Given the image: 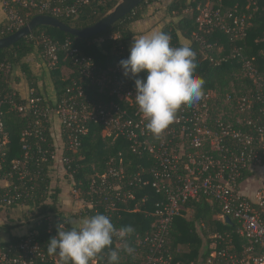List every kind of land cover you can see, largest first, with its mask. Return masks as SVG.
<instances>
[{"label": "built area", "instance_id": "obj_1", "mask_svg": "<svg viewBox=\"0 0 264 264\" xmlns=\"http://www.w3.org/2000/svg\"><path fill=\"white\" fill-rule=\"evenodd\" d=\"M95 1L74 0L73 4L63 6L53 0H6L3 1L6 30L14 34L28 24L18 9L74 19ZM216 1V4L208 2L198 8L195 23L202 35L195 33V40L200 43L205 59L217 64L237 59L247 80V89L227 92L223 105L218 104L215 91L204 90L202 100L191 107L182 106L176 120L158 139L145 128L146 121L134 99V80L124 77L119 67V61L129 56L123 44H119L114 65L102 70L92 57L74 47L70 39L60 44L45 34L32 36L42 46L41 59L48 71L56 68L63 54L77 66L83 79L111 100L88 94L83 81L74 82L64 97L53 104L31 89L28 98L15 109L34 119L32 130L24 136L37 139V158L34 160L27 151L23 160L12 162V170L19 174V184L2 204L11 207L30 197L27 186L30 161H34L37 170L49 164L50 176L58 167L68 174L72 159L80 154L91 127L100 126L103 138L123 141L132 154L148 162L136 172H127L120 152V158L108 161L105 172H96L89 178L85 193L71 176L72 195L81 202L77 212L80 218L102 213L115 224L123 212L139 211V205L149 200L147 194L138 199L139 193L151 189L160 200L155 204L150 230L135 238L134 253L140 259L139 264H173L176 255L168 243L174 219L188 202L199 203L206 198L219 208L218 220L226 224L229 218L235 230L216 233L211 238L207 256L198 264H264V180L262 186L249 195L246 193L248 178L243 179L246 173L254 175L257 169H264V76L255 58L244 56L239 46L252 26L253 15L248 11L251 6L258 11L259 5L252 0L243 11L239 5L225 10L223 0ZM214 33L228 39L229 50L218 41H206L205 36ZM214 50L216 59L209 55ZM4 102L0 99V172L5 166V147L9 143L2 122ZM55 119L60 126L62 144L55 143L51 150L43 146L47 142L44 131L50 128L54 134ZM132 203H135L134 210L129 207ZM50 218L47 220L52 227ZM235 235L247 241L241 251L235 249ZM125 240L114 239L113 245L121 247L127 243ZM103 255V260L97 258L91 264H106L107 254ZM47 260L32 232L17 245L0 248V264H45Z\"/></svg>", "mask_w": 264, "mask_h": 264}, {"label": "trees", "instance_id": "obj_2", "mask_svg": "<svg viewBox=\"0 0 264 264\" xmlns=\"http://www.w3.org/2000/svg\"><path fill=\"white\" fill-rule=\"evenodd\" d=\"M6 1V0H0ZM58 5H71L74 0H53ZM252 0H223V8L231 9L236 5L243 10ZM259 5V10L254 11V6H251L248 11L253 15L252 26L247 32L244 41L239 44L242 48L243 55L248 58H255L256 64L259 66L261 74L264 76V0H256ZM217 3L216 0H174L168 7V13L178 20L169 25L165 33L171 38L170 45L179 47L183 44H190L197 53L198 67L196 73L205 80L204 90L215 91L218 94V104L223 105L222 100L227 92L237 90L245 91L247 80L243 78L240 63L237 59H232L228 62L217 64L210 59H205L201 55L200 43L195 40L194 34L199 33L196 26V17L199 14L198 8L203 7L206 3ZM120 3L119 0H97L83 9V13L77 18H58L68 26L76 29H85L97 23L99 20L107 16ZM152 0H147L137 6L131 13L120 19L103 33L90 39H81L61 32L59 29L52 27H39L35 29L29 37L19 41L18 43L4 49H0V99L5 100L2 104V122L4 131L8 136L9 143L6 145L5 166L0 172V180H5L9 183L8 187L0 186V209L5 208L2 200L12 195L14 186L19 184V174L12 170V162L15 160H23L26 152L29 151L35 160L37 158L35 137L24 136V134L33 128L34 119L28 114H23L15 109L17 104L23 103L24 100L17 97V94L11 88L9 79L14 67H20L27 76L30 88L35 91L37 96H40L46 102L53 104L64 97L68 88L74 82L85 84L88 94L111 100L107 94L100 93L99 88L91 84L88 80L83 79L80 72L71 60L66 59L61 54V59L55 69L48 71L51 83L55 90V98L46 97L40 90L38 78L33 76L29 66L23 63V60L34 52L42 51V46L33 40L32 36L45 34L54 42L60 44L65 40L70 39L74 42V47L78 48L83 54L92 57L97 65L102 70H107L114 65L116 60V51L119 44H123L127 50L128 42L131 41L135 34L131 31L132 23L140 21L143 13L150 5ZM29 23L37 13L28 10L18 9ZM7 26L0 27V39L6 38L11 34L7 32ZM202 35V34H201ZM118 39H115V37ZM207 42L214 43L216 41L222 43L228 50V39L219 33H214L205 36ZM209 55L217 58L216 50L210 51ZM69 72L70 74L66 73ZM146 73H141L139 78H144ZM245 87V88H244ZM102 127H91L89 135L84 138L80 154L74 159L68 170V176L73 177V180L78 187L82 188L83 193L86 192L89 178L96 172L103 173L107 168V163L111 158H120L119 153L122 152L124 166L127 172H136L142 166H147L146 159H141L132 154L127 145L123 141L113 142L111 139L103 138L101 135ZM47 142L44 147H54L55 139L50 132V128L44 131ZM27 147V148H25ZM28 149V150H27ZM34 162V161H33ZM32 161L27 165L30 176L27 178V186L30 197L26 201L16 202V204L7 208H16L20 205L28 207L35 218L29 224L28 233L32 232L36 235L37 241L40 243L48 260L45 264H60L58 256L49 255L46 250V244L49 238L56 234V226L59 223H65L62 213L59 208L60 189H52V178L49 175V164L42 166L40 170L36 169V165ZM68 168V166H67ZM251 175L246 173L243 179L249 178ZM29 178H32L29 181ZM71 179V178H70ZM147 194L149 200L145 204L139 205V211L123 212L119 220H115L117 229L131 225L135 232L131 237L126 238L127 243L121 247L113 249L119 250V264H139L140 259L135 256V253L129 255L124 251L126 246H131L135 250L134 241L137 235H145L149 230L154 220L152 214L155 211V204L160 198L151 189H145L138 195V199ZM130 209L134 210L135 203L129 205ZM188 213L192 214L190 218ZM216 214H220L219 208L203 198L201 202H188L183 206V209L174 219L168 246L175 253V261L173 264H198L199 260L205 258L209 252V246L212 240L208 238L206 228H210L211 232L225 233L234 231L232 224H224L216 218ZM55 216L56 221L50 226L47 218ZM71 227V225H69ZM10 226H3L0 230L8 234V239L0 242V248L17 245L22 239L26 238L27 234L15 236L10 232ZM204 237L207 241H204ZM247 241L235 235L234 246L237 251H241ZM107 254V249L105 250ZM57 261V262H56Z\"/></svg>", "mask_w": 264, "mask_h": 264}, {"label": "clouds", "instance_id": "obj_3", "mask_svg": "<svg viewBox=\"0 0 264 264\" xmlns=\"http://www.w3.org/2000/svg\"><path fill=\"white\" fill-rule=\"evenodd\" d=\"M129 56L119 61L124 77L134 80L135 103L145 128L154 139L161 137L172 124L182 106H193L204 96L205 80L196 73L197 53L190 44L170 45L169 34L158 31L133 39ZM146 73L141 79L140 74ZM67 220L56 226V234L46 244L49 255L59 257L60 264H91L99 258L106 264H119V250L111 246L114 239L125 240L135 229L131 225L119 229L102 213L77 222ZM131 255L135 249L126 246Z\"/></svg>", "mask_w": 264, "mask_h": 264}, {"label": "crops", "instance_id": "obj_4", "mask_svg": "<svg viewBox=\"0 0 264 264\" xmlns=\"http://www.w3.org/2000/svg\"><path fill=\"white\" fill-rule=\"evenodd\" d=\"M173 1V0H172ZM168 7V6H167ZM177 21V18L172 17L168 10H166V5L161 6L160 3H152L151 5H148L147 9L143 13L142 19L140 21L134 22L131 24L130 29L135 34V37L133 39L139 38L141 35H148L153 32L163 31L167 29V27ZM7 24V14L4 10L3 1H0V27L5 26ZM128 42V48H130V45L133 41ZM23 63L27 64L29 66L33 76L38 78L39 87L41 92L48 98L53 99L55 98V90L53 87V83H51L48 70L46 66L43 64L41 59L40 52L36 51L33 54L28 55L24 60ZM9 84L11 88L14 90V92L17 94V97H19L22 100H26L30 93V84L28 82L27 76L24 74V72L21 70L20 67H14L12 74L9 79ZM57 120L53 121V133L55 134L57 131L60 133V128ZM55 137V136H54ZM61 141V139H60ZM57 143V142H56ZM62 143H58V146H61ZM264 169H257L254 172V175L258 173L256 177L254 175H251L248 180H246V185L248 189L246 190V193L249 195H252L255 190L260 188L263 184L264 180ZM254 178L255 180H251ZM254 181L255 184H258V187L255 189H251L248 186V182ZM9 183L5 180H0V186L6 187ZM59 188L61 190V193L59 194V203L61 210L64 211L65 208H71L72 206L68 203L69 196H67L66 190L68 189L71 191L70 184L68 186H64L59 184ZM68 191V190H67ZM24 206V205H22ZM20 207V206H19ZM26 207V206H25ZM17 208V207H16ZM9 211V212H6ZM29 211V209H28ZM16 210H10V209H0V228L3 226H10V232L11 234L15 236L25 235L28 233L29 230V224L30 222H33V220L28 219V223L25 222H14L11 219L15 217ZM78 212V211H77ZM75 212V214L71 217V215L67 214L68 212L63 215L65 218V221L72 220L73 224L71 226H76L77 222H82L84 219L80 218L78 213ZM4 213H7L6 215ZM218 215L216 214V218L218 219ZM8 234L2 230H0V242L5 241L8 239Z\"/></svg>", "mask_w": 264, "mask_h": 264}, {"label": "water", "instance_id": "obj_5", "mask_svg": "<svg viewBox=\"0 0 264 264\" xmlns=\"http://www.w3.org/2000/svg\"><path fill=\"white\" fill-rule=\"evenodd\" d=\"M120 3L103 19L99 20L94 25L85 29H76L68 26L58 18L49 15L35 16L25 27L18 30L10 36L0 39V49L8 48L19 41L26 39L30 34L39 27H52L59 29L61 32L70 34L76 38L90 39L103 33L120 19L131 13L137 6L147 0H119ZM226 224H232L229 218L225 220Z\"/></svg>", "mask_w": 264, "mask_h": 264}, {"label": "rangeland", "instance_id": "obj_6", "mask_svg": "<svg viewBox=\"0 0 264 264\" xmlns=\"http://www.w3.org/2000/svg\"><path fill=\"white\" fill-rule=\"evenodd\" d=\"M174 1V0H173ZM172 0H159V1H152L153 3H160V5L162 6H165L166 5V10H168V7H169V5L173 2ZM152 4V3H151ZM150 4V5H151ZM168 6V7H167ZM178 20V19H177ZM67 74H70L69 72H67L66 73V75ZM245 88V87H244ZM247 88H245V89H243V90H246ZM235 91H237V90H235ZM53 136H55L54 137V139H55V143L58 145V143L60 142L61 143V141H60V139H61V135H60V133L57 131L56 133H55V135L53 134ZM258 175V173L257 174H255L254 175V177H256ZM51 178H52V189H57V188H59V184H61L62 183V185H64V186H68L69 184H70V181H71V179H70V177L68 176V174L65 172V171H62V169L60 168V167H58V169H56V170H53L52 172H51ZM251 180H255L254 178H252ZM249 184H248V186L251 188V189H255V188H257L258 187V184H255L256 182H254V181H249L248 182ZM68 190V191H67ZM66 190V192H67V196H69V201H68V203L72 206L71 208H65V210L64 211H62L61 210V208H60V206H59V208H60V212L62 213V215H65V213L66 212H68L67 214H69V215H71V217L75 214V212H77L78 210H79V208L81 207V202H78L77 200H75V198H74V196L72 195V192L69 190V186H68V189ZM3 209H10V210H16L17 212H15L16 214H15V217H13L11 220L12 221H14L15 223L18 221V222H27L28 223V219H31V220H33L34 221V217H33V214H32V212L31 211H28V207H25V206H22V205H20V207L18 206L17 208H7V207H5V208H3ZM6 212H9V211H6ZM5 215L7 214V213H4ZM192 216V214H190V213H188V215H187V217L188 218H190ZM63 217V216H62ZM64 218V217H63ZM51 221H52V224H53V222H55L56 221V219H55V216H52L51 218ZM17 222V223H18ZM206 230V232L208 233V238H212L215 234L213 233V232H211L210 230H212V229H210V228H206L205 229ZM204 241L206 242L207 241V238L206 237H204ZM59 259V257H57V260Z\"/></svg>", "mask_w": 264, "mask_h": 264}]
</instances>
